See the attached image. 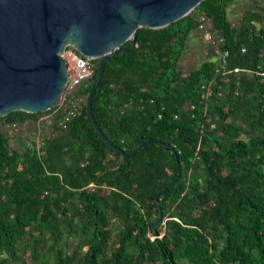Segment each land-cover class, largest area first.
I'll return each mask as SVG.
<instances>
[{
  "label": "trees",
  "instance_id": "1",
  "mask_svg": "<svg viewBox=\"0 0 264 264\" xmlns=\"http://www.w3.org/2000/svg\"><path fill=\"white\" fill-rule=\"evenodd\" d=\"M92 63L65 129L56 108L0 118V264H264V0H204L107 60L92 112L126 156L87 116Z\"/></svg>",
  "mask_w": 264,
  "mask_h": 264
},
{
  "label": "water",
  "instance_id": "2",
  "mask_svg": "<svg viewBox=\"0 0 264 264\" xmlns=\"http://www.w3.org/2000/svg\"><path fill=\"white\" fill-rule=\"evenodd\" d=\"M202 1L0 0V118L16 111L38 114L57 108L68 78L64 54L71 47L80 56L99 60L86 98V113L106 146L126 156L105 137L92 112V98L106 62L135 47L140 29L167 27ZM148 143L139 144L130 156ZM172 153L177 176L158 193L180 177V162L174 149ZM155 202L159 209L158 199ZM161 221L160 212L152 224L154 232Z\"/></svg>",
  "mask_w": 264,
  "mask_h": 264
},
{
  "label": "built area",
  "instance_id": "3",
  "mask_svg": "<svg viewBox=\"0 0 264 264\" xmlns=\"http://www.w3.org/2000/svg\"><path fill=\"white\" fill-rule=\"evenodd\" d=\"M199 27L204 33V43L216 48L215 52L220 54L222 62L225 63L228 52L219 50V47L223 43V39L214 36L210 32V23L208 20H205V18H201ZM92 61L93 59L80 56L79 54L77 55L72 50H70L68 54V59L66 60L68 78L60 104L56 108V110H61L62 112V117L58 122V127L61 129H65L67 124L80 113L82 100L77 97V90L84 81L93 78L94 66ZM36 142L37 145L40 144L38 138Z\"/></svg>",
  "mask_w": 264,
  "mask_h": 264
},
{
  "label": "rangeland",
  "instance_id": "4",
  "mask_svg": "<svg viewBox=\"0 0 264 264\" xmlns=\"http://www.w3.org/2000/svg\"><path fill=\"white\" fill-rule=\"evenodd\" d=\"M228 12H229V17H230L231 22L234 23L236 21V14H234L235 7L230 8ZM199 45L200 43L198 40L191 41V48L193 49V51L197 50L199 48ZM69 52L70 50L65 51V54H64L65 61L68 59ZM202 61H203L202 54L196 51V54L194 56H191V58L188 60V69H193L194 67H198Z\"/></svg>",
  "mask_w": 264,
  "mask_h": 264
}]
</instances>
